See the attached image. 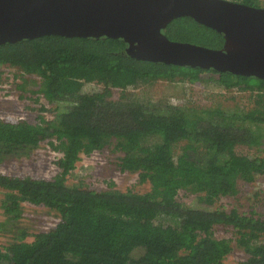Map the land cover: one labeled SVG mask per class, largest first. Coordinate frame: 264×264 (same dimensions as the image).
<instances>
[{
  "label": "trees",
  "instance_id": "1",
  "mask_svg": "<svg viewBox=\"0 0 264 264\" xmlns=\"http://www.w3.org/2000/svg\"><path fill=\"white\" fill-rule=\"evenodd\" d=\"M163 32L210 48L224 42L186 16ZM126 47L121 38L61 35L0 45V64L16 69V88L25 92L33 84L27 90L58 104L52 118L0 116V165L31 156L43 142L60 153L50 177L0 171V234L9 238L0 243V264H224L235 249L244 257L232 264H264L260 205L249 211L217 205L264 175V156L237 152L263 144L264 79L136 59ZM158 81L215 84L222 94L247 90L251 100L191 105L139 95ZM104 149L120 153L118 171L137 173L148 189L68 183L81 154ZM180 193L194 202L185 205ZM25 202L46 207L55 222L38 230L24 225ZM221 230L231 233L222 237Z\"/></svg>",
  "mask_w": 264,
  "mask_h": 264
},
{
  "label": "water",
  "instance_id": "2",
  "mask_svg": "<svg viewBox=\"0 0 264 264\" xmlns=\"http://www.w3.org/2000/svg\"><path fill=\"white\" fill-rule=\"evenodd\" d=\"M185 16L223 35L221 48L169 39ZM45 35L121 38L136 59L264 79V7L233 0H0V45Z\"/></svg>",
  "mask_w": 264,
  "mask_h": 264
},
{
  "label": "rangeland",
  "instance_id": "3",
  "mask_svg": "<svg viewBox=\"0 0 264 264\" xmlns=\"http://www.w3.org/2000/svg\"><path fill=\"white\" fill-rule=\"evenodd\" d=\"M259 2L261 5L260 7H264V0H259ZM15 71V68L0 64V116L23 117L30 121H35L39 115L52 118L55 113L53 108L58 104L54 102L50 103L42 94L31 93L27 90L33 89V84L27 86L25 92L18 90L16 88V83L20 82V80L15 77ZM85 88L86 90H91L95 87L86 86ZM220 90L221 88L215 84L198 82L191 84L185 83L184 85L183 83L172 84L158 81L139 92V95L152 102H159L160 100L168 98L173 102L183 100L187 103L185 101L187 100L189 104L192 103L195 105L210 104L213 103L212 101L225 100L226 97H229V101H224V103L238 106L248 104L247 102L251 100L248 97L250 92L247 90H236V88H234L227 92H223V94ZM128 91L137 92L138 89H129ZM115 95H118V93L115 92ZM231 96H233L234 99H232ZM41 106L44 107L43 110ZM237 152L250 156L259 152V154H261L260 156H264V139L259 151L258 148L242 146L237 148ZM119 155L120 153L104 149L103 153H93L83 161L79 160L74 170L69 175L70 179L68 183L74 182V180H84L104 188L108 186L110 182H114L115 186L122 190L130 188L135 191H146L149 184L147 182L139 183L137 173H120L118 171L114 162ZM57 156L58 152L50 149V147L47 146V142H43L39 148L35 149L31 156L13 158L0 165V171H5L9 174L30 173L50 177L56 172L54 160ZM240 189L241 193L239 196L221 197L217 201V205H223L227 209L236 207L241 211H249L256 202L261 207L259 211H264V204L262 201L264 199V175L258 176L254 182L247 183L246 185L242 184ZM255 194L257 195L255 196ZM2 197L0 193V200ZM178 197L185 205L194 202V195L187 196L180 193ZM240 205H242V207H240ZM22 206V215L24 217H22L20 221L29 228H33L34 226L35 229L38 230L47 225H51L56 220L53 213L44 206L31 205L29 203H24ZM1 219H3V212L0 208V220ZM230 233L231 231L229 230L226 232L221 230L222 237H227ZM8 239L7 235L0 234V243L6 244ZM242 257H244L242 251L235 249L228 259L225 260L224 264H232Z\"/></svg>",
  "mask_w": 264,
  "mask_h": 264
},
{
  "label": "built area",
  "instance_id": "4",
  "mask_svg": "<svg viewBox=\"0 0 264 264\" xmlns=\"http://www.w3.org/2000/svg\"><path fill=\"white\" fill-rule=\"evenodd\" d=\"M4 116H7V115H4ZM4 116H3V117H4ZM16 118H23V117H16ZM92 154H93V153H92ZM92 154H91V155H92ZM58 155H60V153H58ZM91 155H90V156H91ZM90 156H86L85 154H84V155L81 154V155H80V160L83 161L84 159H86V158H88V157H90ZM86 164H87V163H86ZM25 203H27V202H25ZM23 204H24V203H23ZM29 204H30V203H29ZM31 205H33V204H31Z\"/></svg>",
  "mask_w": 264,
  "mask_h": 264
},
{
  "label": "clouds",
  "instance_id": "5",
  "mask_svg": "<svg viewBox=\"0 0 264 264\" xmlns=\"http://www.w3.org/2000/svg\"><path fill=\"white\" fill-rule=\"evenodd\" d=\"M55 165V164H54ZM56 167V166H55ZM57 170V169H56Z\"/></svg>",
  "mask_w": 264,
  "mask_h": 264
}]
</instances>
